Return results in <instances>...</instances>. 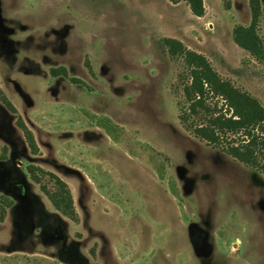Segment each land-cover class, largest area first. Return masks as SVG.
<instances>
[{
	"label": "rangeland",
	"instance_id": "rangeland-1",
	"mask_svg": "<svg viewBox=\"0 0 264 264\" xmlns=\"http://www.w3.org/2000/svg\"><path fill=\"white\" fill-rule=\"evenodd\" d=\"M203 4L199 17L183 0H0V264H264V173L224 150L241 136L211 144L179 117L188 67L165 37L264 107V62L232 37L249 0Z\"/></svg>",
	"mask_w": 264,
	"mask_h": 264
},
{
	"label": "trees",
	"instance_id": "trees-1",
	"mask_svg": "<svg viewBox=\"0 0 264 264\" xmlns=\"http://www.w3.org/2000/svg\"><path fill=\"white\" fill-rule=\"evenodd\" d=\"M176 3L181 0H170ZM195 16L204 15L203 0H183ZM251 11L250 23L247 26L236 25L232 30L234 42L247 50L255 59L264 62V42L257 33L260 16L259 0H249ZM163 45L172 56H180L188 67V81L183 84V96L187 105L179 117L182 121L190 117H199L203 123L193 127V133L211 144H219L227 140L228 134H236L241 138L233 143L227 142L225 151L233 158L260 169L264 173V107L249 93L235 87L229 80L223 79L214 70L207 58L201 53L190 50L180 41L165 37ZM53 72H56L53 70ZM210 98L220 99L226 106V112L217 109V103H210ZM8 106L9 103L6 102ZM25 138L32 150L35 143L31 132L23 125ZM27 171L36 182H39L40 168L29 165ZM49 174L56 190L49 191L44 185L42 190L55 209L73 218L72 198L67 185L58 176Z\"/></svg>",
	"mask_w": 264,
	"mask_h": 264
},
{
	"label": "flooded vegetation",
	"instance_id": "flooded-vegetation-1",
	"mask_svg": "<svg viewBox=\"0 0 264 264\" xmlns=\"http://www.w3.org/2000/svg\"><path fill=\"white\" fill-rule=\"evenodd\" d=\"M5 191H8L11 196L21 197L23 193L22 185L19 184V188L16 185L11 184L10 186H5Z\"/></svg>",
	"mask_w": 264,
	"mask_h": 264
}]
</instances>
